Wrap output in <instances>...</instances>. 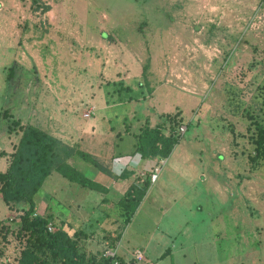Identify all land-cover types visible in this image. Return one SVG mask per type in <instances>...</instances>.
<instances>
[{"label": "rangeland", "instance_id": "374dc122", "mask_svg": "<svg viewBox=\"0 0 264 264\" xmlns=\"http://www.w3.org/2000/svg\"><path fill=\"white\" fill-rule=\"evenodd\" d=\"M132 57L141 69L147 61L142 76L145 83L151 76L152 82L168 81L182 93L198 97V103L187 105L190 111L181 124L186 131L183 136L191 134L192 143L201 148L199 155L223 166L222 179L231 191L236 183L235 187L242 184L244 188L236 203L239 213H244L245 232L240 235L229 217L227 233L225 211L229 205L219 206L197 183L198 192L191 193L190 203L196 200L200 208L193 207L189 213V227L197 244L188 250L187 259L165 257L155 262L151 258V262L227 264L236 247L234 264H264V145L262 153L252 157L256 134L252 121L264 130V0H0V111L7 109L21 123L31 121V125L43 127V117L34 115L35 102L45 98L58 101L61 92L63 98H79L81 92L73 87L76 82L85 86V110L100 94L111 97L103 67L128 63ZM19 62L32 66L27 79L17 72L12 81H6V68ZM50 64L58 72L52 73L54 78L47 83L43 66ZM61 84L70 85L59 92ZM98 84L101 87H96ZM113 110L119 117L126 116L124 105ZM82 118L87 123L92 115ZM116 121L111 118L109 125L123 128ZM17 138L0 124V150L5 153L0 157V171L7 165ZM131 143V136L125 135L113 149L127 153ZM83 144L80 149L92 151ZM67 161L85 176L101 181L80 157L74 155ZM36 196L37 205L46 204V211L54 216V228L60 227L69 235L81 230L87 235L86 239L79 236L81 249L97 254L103 250L101 234L108 228L104 224L119 212L116 206L100 201L103 194L52 171ZM148 206L136 219L142 217L150 227L153 218L143 212L156 218L158 211ZM17 215L0 199V222H10L13 229L0 243V264H14L24 244L23 237L16 236L13 222ZM220 219L223 230L217 229L221 234L216 239L214 230ZM122 228L118 245L144 242V233L135 238L131 229L125 233Z\"/></svg>", "mask_w": 264, "mask_h": 264}, {"label": "crops", "instance_id": "0c3cea01", "mask_svg": "<svg viewBox=\"0 0 264 264\" xmlns=\"http://www.w3.org/2000/svg\"><path fill=\"white\" fill-rule=\"evenodd\" d=\"M104 36L102 34V37ZM96 44L102 45L100 41H96ZM109 48L112 49V46ZM112 53L116 57L114 49ZM133 59V57L128 59V63L106 64L103 67V72L107 73V81H109L111 87L110 94L112 96L108 97V99L106 96L100 94L92 99V103L90 104L92 105V119L87 122L88 126H86L87 123H84V120H81L83 119L81 113L85 110L83 106L85 101L82 97L85 86L84 83H81L82 81L78 82L79 84L77 82L74 83L73 86L75 90L81 92L79 98L74 96L69 100V98H63L64 96L61 92V98L58 101H55L53 98H45L42 101L40 99L35 102V107L33 108L34 115L37 116L39 114L44 119L43 127L36 126L47 134L57 138L67 147L80 149L82 142H84L83 145L91 146L92 151L87 149L88 151L86 150V152L96 157L100 165L109 169L114 176H117L122 170L128 172V175L123 177H110L91 166L98 179H101L100 182H97L106 188V193L103 195L106 201L103 203H108L112 206H115V200L123 194L133 177L143 174L148 176L152 169L160 162L156 179L149 183L135 211L122 228L125 233L131 229L135 238L141 232L142 234L144 233V242L130 243L131 245L127 246L120 243L118 245L117 242L112 251L120 259L119 263L124 264H154L151 262V258H154L155 262L165 257L187 259L188 250L197 244V239L193 237V232L189 227L191 224L189 217L191 209L193 207L200 208L196 204V200L190 203L191 193L198 192V188H196L197 183L202 184L203 190L209 193L219 206L223 204L229 205V208L227 207L225 211L226 231L228 233V220L231 217V226L238 229L240 235L245 232L244 213H239L237 210L238 204L236 203V199L240 197L239 195H244V188L242 184L238 185V188L235 187L237 186L236 183V185L234 184V191H231L230 185L222 179L221 169L223 166L213 161L209 156L201 157L199 155L201 148L192 143V135L183 136L186 132L185 130L178 143L164 159H142L137 153H133L132 134L134 132L132 133V131L136 130L143 123L144 119L147 120L149 127H154L162 123L163 114H172L179 111V116L182 118V122H184L188 119L187 114L190 111L187 105L198 103V97L193 94L182 93L179 87L168 83V81L160 82L159 84L150 81L152 78L148 76L145 79L148 83H145L142 79L141 66ZM18 64L26 72L32 70V66H28L23 62H19ZM95 70L99 72L100 68H96ZM37 71L40 72L39 70ZM43 72H47L46 78H48L47 83H49V79L54 78L52 73L58 71L54 64H50L43 66ZM118 83L121 84L118 85ZM114 84L115 88L112 87ZM69 85L67 86L66 84V87H64L61 84L57 86V89L59 92L64 91V89L69 88ZM96 87L99 88L101 86L98 84ZM120 105L127 107L126 116L119 117L114 114L113 108ZM135 112H138V114ZM111 118H115L117 124L122 123L123 128L115 127L116 125L114 124L109 125ZM29 120L32 119L30 118ZM104 121H106V124ZM27 122L32 124L31 121ZM167 126L168 123H164L163 132L165 134L168 131ZM125 135H130L132 138L129 151L127 153L115 152L113 147H116ZM102 148H104V151H102ZM81 150L85 151L84 149ZM6 166L5 163L4 166L2 165V168L4 167L5 169ZM36 194L34 200L36 197L37 199L39 197ZM42 194L46 198H49L46 193ZM35 204V211L38 215H51L53 219L52 213L46 211V204L44 205L45 207H40L39 204L37 205L36 200ZM147 206L148 208L157 207L158 211L156 218L154 216H147L146 211L143 212L144 216L153 218L152 221H149L150 227L144 223L142 217L140 220L136 219L142 208ZM150 211L148 210V212ZM220 212L222 213V211ZM107 219L109 218H106L105 221ZM110 219L104 224L108 228L102 232L103 234L115 229L121 223L119 213ZM215 219H217V216H215ZM217 223L219 226H215L216 230H214L216 239L219 238V234L223 230L224 221L220 219ZM225 237L227 238L228 234ZM105 248L108 247H106L103 241L102 249ZM234 249L230 258H228L227 264H234L236 261ZM134 250L140 251L139 259L135 258L133 254ZM199 254L202 253L199 252Z\"/></svg>", "mask_w": 264, "mask_h": 264}, {"label": "trees", "instance_id": "16d2710c", "mask_svg": "<svg viewBox=\"0 0 264 264\" xmlns=\"http://www.w3.org/2000/svg\"><path fill=\"white\" fill-rule=\"evenodd\" d=\"M146 67L147 61L142 65V76L145 75ZM17 72L25 80L27 79V72L19 64L13 63L6 68L5 80L12 81ZM162 119V123L154 127H149L147 120L144 119L132 134L133 153H137L140 158L164 159L181 138V134L177 132L178 127L183 123L179 111L172 114L165 113ZM1 123L7 133H16L18 136L9 154L6 168L0 171V199L4 206L18 212L13 223L16 236L23 237L24 240L14 264H112L113 260L119 262L120 259L115 254L111 257L103 256L104 249L99 254L81 249L79 236L83 239L87 237L81 230H74L69 235L62 228L56 227L52 232H48L46 224L52 223V216L38 215L35 212L34 197L44 179L52 171L82 188L103 195L106 193L104 186L68 163L67 160L74 155L110 177H123L128 175V172L122 170L117 176L112 175L109 169L101 166L92 154L63 145L57 138L37 126L21 123L20 119L15 118L7 109L0 111ZM164 123H168L166 134L163 132ZM252 123L256 130L252 157L256 158L262 153L264 130L254 121ZM4 155L5 153L0 150V157ZM149 183L145 174L133 177L123 194L115 200L114 205L119 210L121 223L119 227L103 234L104 243L108 247L105 249L112 250L116 246L121 227L129 221ZM100 201L104 202L106 199L101 197ZM9 220L12 221L13 218L9 217ZM9 223L0 222V243L5 240L8 231L13 230Z\"/></svg>", "mask_w": 264, "mask_h": 264}, {"label": "built area", "instance_id": "2783aa9c", "mask_svg": "<svg viewBox=\"0 0 264 264\" xmlns=\"http://www.w3.org/2000/svg\"><path fill=\"white\" fill-rule=\"evenodd\" d=\"M92 114V107H88L83 113H82V117H89L90 115ZM185 130V127L183 125H180L177 129V132L179 134H182ZM157 172H158V167L155 166L152 171L149 173L148 175V179H149V182H153L155 179H156V176H157ZM54 226L51 222H48L46 224V230L48 232H52L54 230ZM135 258L139 259L140 258V251L139 250H134L133 252ZM102 255L105 256V257H111L114 255V252L112 250H109V249H104L102 251ZM117 262L115 260L112 261V264H116Z\"/></svg>", "mask_w": 264, "mask_h": 264}]
</instances>
